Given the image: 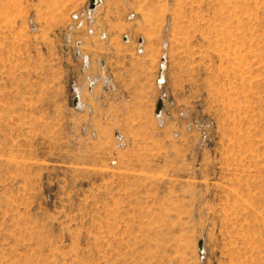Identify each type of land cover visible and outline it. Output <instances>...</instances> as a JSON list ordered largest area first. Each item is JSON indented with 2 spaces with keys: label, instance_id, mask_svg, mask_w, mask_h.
<instances>
[{
  "label": "rangeland",
  "instance_id": "1",
  "mask_svg": "<svg viewBox=\"0 0 264 264\" xmlns=\"http://www.w3.org/2000/svg\"><path fill=\"white\" fill-rule=\"evenodd\" d=\"M89 1L0 0V264H264V0Z\"/></svg>",
  "mask_w": 264,
  "mask_h": 264
},
{
  "label": "built area",
  "instance_id": "2",
  "mask_svg": "<svg viewBox=\"0 0 264 264\" xmlns=\"http://www.w3.org/2000/svg\"><path fill=\"white\" fill-rule=\"evenodd\" d=\"M105 0H90L88 2V6L87 9L85 11H83L81 14H75L72 16V18L76 21V24H78L79 26L81 24H89V34H94V24H95V16H96V12L99 8L102 7V5L104 4ZM78 26V27H79ZM100 39L101 40H105L106 39V33H101L100 34ZM76 47L80 48L82 47V42L77 41L76 43ZM139 53H143V51L141 49L138 50ZM81 58H82V63L84 67H87L90 65V59L87 55L82 54V52L79 53ZM101 65V64H100ZM105 65H102L101 70L103 73L105 72ZM161 70L160 69V74L158 73L157 76V85L159 88L163 87L165 84V78L161 75ZM103 81L101 83V87H102V92L103 94H109L114 90V86H113V79L112 77H110V75H104L103 76ZM92 79V78H90ZM97 80H89V85H88V89L89 91L92 90L91 92H94V88L96 86ZM160 113L157 114V116H159Z\"/></svg>",
  "mask_w": 264,
  "mask_h": 264
},
{
  "label": "water",
  "instance_id": "3",
  "mask_svg": "<svg viewBox=\"0 0 264 264\" xmlns=\"http://www.w3.org/2000/svg\"><path fill=\"white\" fill-rule=\"evenodd\" d=\"M76 100L77 99H75V101H74L75 105H76ZM160 110H161V104H159L158 107H157V113H160ZM200 247H202V242L200 243Z\"/></svg>",
  "mask_w": 264,
  "mask_h": 264
},
{
  "label": "bare ground",
  "instance_id": "4",
  "mask_svg": "<svg viewBox=\"0 0 264 264\" xmlns=\"http://www.w3.org/2000/svg\"><path fill=\"white\" fill-rule=\"evenodd\" d=\"M77 99V98H76ZM76 104H78V99L76 100ZM161 111V110H160Z\"/></svg>",
  "mask_w": 264,
  "mask_h": 264
}]
</instances>
